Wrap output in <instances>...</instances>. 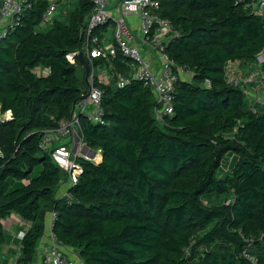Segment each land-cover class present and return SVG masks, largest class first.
<instances>
[{"label":"trees","instance_id":"trees-1","mask_svg":"<svg viewBox=\"0 0 264 264\" xmlns=\"http://www.w3.org/2000/svg\"><path fill=\"white\" fill-rule=\"evenodd\" d=\"M30 2L0 42V111L12 112L0 121V253L11 239L19 247L9 249L11 264H33L54 211L52 234L83 264H264V59L258 101L226 77L229 61L255 70L264 15L250 12V0H159L177 32L164 46L176 75L173 111L161 119L128 58H90L110 79L95 81L103 123L80 114L79 131L101 158L78 156L81 172L58 196L66 173L39 144L86 88L78 55H67L83 46L93 5L57 0V16L41 25L47 0ZM11 215L28 224L20 239L6 234Z\"/></svg>","mask_w":264,"mask_h":264},{"label":"built area","instance_id":"built-area-1","mask_svg":"<svg viewBox=\"0 0 264 264\" xmlns=\"http://www.w3.org/2000/svg\"><path fill=\"white\" fill-rule=\"evenodd\" d=\"M91 2L92 10L85 21L84 44L79 51L67 55L69 60L74 61V57L82 52V56L85 55L89 59V73L85 77L86 88L73 106L70 116L61 119L56 128L44 130L39 144L42 149L51 150L54 162L66 173V185L68 186L75 184L81 172L77 157L82 156L89 159L87 154L80 152L85 144L79 131V115L83 114L93 123H103V110L100 104L103 92L99 86L95 85V81L105 84L110 76L104 69L92 66L90 58L116 56L117 54L128 58V64H132V77L150 86L155 93L156 102L161 104L160 111L154 112L155 117L161 119L163 114L170 115L173 111L171 94L176 75L171 69L174 62L164 51V46L169 38L177 35V32L170 21L159 14V0H91ZM30 5V0L0 1V42L7 30L16 24L23 10ZM57 6V0H47V6L41 16V25L52 22L58 14ZM246 7L255 15H264V0H250ZM102 24H105L106 28L100 33L101 35L93 33L94 28ZM263 59L264 48L256 54L255 62L252 63L256 66L255 72L249 75V79L257 77L259 81L260 70L257 65ZM235 62L239 61L227 63L226 77L229 82L237 84L240 82L232 77L233 74H230L231 65ZM180 70L184 77L190 79L189 72L183 67ZM126 81V78L119 77L118 84L122 85ZM11 116L10 109L0 111V121ZM67 136L74 139L72 148H68L63 143H57L60 138ZM64 194L66 191L61 195ZM55 216L54 211L46 213L45 231L41 239L46 238L45 243L40 242L38 245L37 264H83L76 251L69 252L72 247L61 244L52 234V222ZM12 217L16 216H10L3 221V225L9 224L7 228L13 225L10 222ZM16 219L18 220L17 227L28 226L18 217ZM23 235L24 232L19 230L14 236L20 239ZM18 249L17 246L16 250Z\"/></svg>","mask_w":264,"mask_h":264},{"label":"rangeland","instance_id":"rangeland-1","mask_svg":"<svg viewBox=\"0 0 264 264\" xmlns=\"http://www.w3.org/2000/svg\"><path fill=\"white\" fill-rule=\"evenodd\" d=\"M62 1L63 2L68 1V6H70V7L74 6L77 2V0H62ZM60 8H61V4H58L57 13L59 12ZM128 20H130V18H128ZM239 64H240V62H235L234 64L231 65L230 74L231 75L233 74L232 77L235 78L237 81H239L242 84L244 91H245V94L249 100H251V101L257 100L258 101L260 99V97L263 98V92H262L261 86H259L258 82H256L257 77H255V78L251 77L249 79V75L255 71H249V69L246 68L244 65H239ZM252 65L254 68H256V66L254 64H252ZM57 143H63V144H66L68 146V148H72V146L74 144V139L71 136L62 137L58 140ZM80 152H82V150ZM97 153H99V152L97 151ZM97 153H94L91 156V158H89V159L93 160V158H95V162H97L99 160L98 157H96ZM85 154H87V153H85ZM22 183H24V182H22ZM10 222H12L13 225L10 228H7L8 223H5L4 228H5L6 234L9 235L10 237H12L15 235V233L18 230V227H17L18 226L17 225L18 220L16 219V217H12L10 219ZM14 250H16V249H14ZM74 251H76L74 248H71V250H69V252H74ZM10 253H9L10 258H12L13 254L11 251H10ZM0 257H2L1 253H0ZM33 264H37V253L35 255Z\"/></svg>","mask_w":264,"mask_h":264},{"label":"crops","instance_id":"crops-1","mask_svg":"<svg viewBox=\"0 0 264 264\" xmlns=\"http://www.w3.org/2000/svg\"><path fill=\"white\" fill-rule=\"evenodd\" d=\"M246 67V66H245ZM247 68V67H246ZM94 151V153H97V151L99 152V150H93ZM93 153V154H94ZM101 155H100V153H97V155H96V157H98V159L100 160V157ZM98 160V161H99ZM97 161V162H98ZM23 182H26V181H23ZM67 187H68V185H66V182H63V183H61V185H60V188H59V191H58V196L59 195H61L64 191H66V189H67ZM11 216H13V215H11ZM9 225V224H8ZM11 225V224H10ZM11 227V226H10ZM9 227V228H10ZM12 237H15V236H12ZM45 238L46 237H44V239H41V243H45ZM40 242V241H39ZM17 248V244H16V241H12L11 239L8 241V243H7V245H4L3 246V248H2V250H1V253H2V257H3V259H7V264H11V261H12V259L13 258H10V255H9V249L10 248H14V249H16ZM13 257V256H12Z\"/></svg>","mask_w":264,"mask_h":264},{"label":"water","instance_id":"water-1","mask_svg":"<svg viewBox=\"0 0 264 264\" xmlns=\"http://www.w3.org/2000/svg\"><path fill=\"white\" fill-rule=\"evenodd\" d=\"M78 58H79L80 62H82V64H83V67H84V69H85V77H87V75H88V73H89V66H88L87 63H85V62L83 61V59H82V52H80V54L78 55ZM82 152H83V153H87V154H88L87 156H88L89 158H91V156H92L93 153H94V151H93L91 148H89L88 146H86V145H84V147H83V149H82Z\"/></svg>","mask_w":264,"mask_h":264}]
</instances>
